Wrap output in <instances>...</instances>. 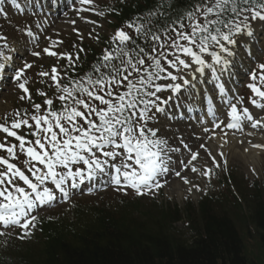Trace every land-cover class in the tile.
<instances>
[{
	"label": "snow or ice",
	"instance_id": "snow-or-ice-1",
	"mask_svg": "<svg viewBox=\"0 0 264 264\" xmlns=\"http://www.w3.org/2000/svg\"><path fill=\"white\" fill-rule=\"evenodd\" d=\"M94 2L64 0L63 6L75 13L66 23L81 44L78 20L93 25L88 36L97 43L99 33H93L102 27L82 13L119 14L114 8L98 11ZM4 5L0 0V15L6 17ZM47 8L45 18L50 19L61 0H49ZM32 23L35 28L26 26L14 43L0 35V85L13 83L18 99L28 105L0 122V152L5 153L0 155V237L30 239L42 223L39 210L70 201L85 185L89 194L99 185L124 195L155 197L173 174L191 185L189 193L193 188L205 191L175 171L174 155L190 154L179 161L181 168L210 181L221 163L227 165L222 149L230 142V131L232 137L246 127L264 133V116L250 110L264 112V0H184L183 6L155 0L111 35L82 74L84 47L74 43L72 52L56 51L64 41ZM41 37L48 46L35 50ZM23 52L57 59L50 72L36 73L47 78L38 82L54 88L51 97L36 90L43 104L30 91L27 73L34 61ZM60 60L66 63L59 65ZM190 121L199 124L193 138L205 140L195 151L179 127ZM216 140L222 161L207 144ZM248 143L264 149V144ZM200 150L212 167L194 165Z\"/></svg>",
	"mask_w": 264,
	"mask_h": 264
},
{
	"label": "trees",
	"instance_id": "trees-1",
	"mask_svg": "<svg viewBox=\"0 0 264 264\" xmlns=\"http://www.w3.org/2000/svg\"><path fill=\"white\" fill-rule=\"evenodd\" d=\"M154 3L129 0L118 5L114 17L124 24ZM253 183L248 195L254 206L239 221L219 207L226 203L211 196L202 199L198 214L191 202L186 203L185 220L193 223L189 238L176 233L175 225L183 220L177 205L134 210L135 204L121 200L113 207L105 204L93 206L92 212H78L71 222L45 223L41 256L18 248L0 258V264H264V180ZM133 200L136 205L142 201ZM247 237L256 240L254 257L247 249Z\"/></svg>",
	"mask_w": 264,
	"mask_h": 264
},
{
	"label": "rangeland",
	"instance_id": "rangeland-1",
	"mask_svg": "<svg viewBox=\"0 0 264 264\" xmlns=\"http://www.w3.org/2000/svg\"><path fill=\"white\" fill-rule=\"evenodd\" d=\"M118 2L119 0H97V3H103L102 6H105L108 2ZM27 3H25V6ZM99 7V6H98ZM11 14H7V17L10 16ZM92 13H87L85 15L91 20L97 21L102 27L96 28V31L93 33V36H95L96 32L101 34V36L105 38H110L111 35L114 34V31L111 29L110 23L108 20L103 19L102 17L98 16H91ZM74 17H69L67 20L73 19ZM67 20L62 21L59 23L56 28L54 29V33L59 32V36L57 37L55 35V39H68V35L74 36V33L72 28L73 26L70 25L69 23H66ZM76 27L81 31V33L84 36V39L82 42H84V46L87 49L88 47H96V43L94 42V39H90L88 36L89 30L93 28L92 24H87L83 23L81 21H77ZM45 42L44 40H41L40 45ZM73 42L79 43L76 39V37H73ZM72 46H67L64 43L60 45L59 48L55 49L56 51L59 52H64L67 51V49H71ZM37 50V49H35ZM29 62L34 61V67L29 71L28 70V75L31 77V83L34 84L32 89L30 90L33 97L36 99L39 97L37 95L36 90L40 89L43 91L44 88V83L38 82V80L43 79L47 81V78H39L37 77L36 73L39 71H51V67L54 65H57V59L53 57H48L47 55H42L41 58H35L32 57L31 59L28 60ZM65 60H60L59 65H61ZM39 66V68H37ZM42 66V67H41ZM46 84V83H45ZM243 93V91H242ZM20 95V92L18 90V93L16 91H10L9 93L6 91L3 95V97L0 100V115L5 114L9 112L11 109H15L18 106L20 107H27V102H21L18 97ZM15 100H14V99ZM181 131L184 132L185 136V142L189 144V146L192 148L193 151L198 149L200 143H204L203 140L201 139H195L192 136V133H198L197 130L191 128V125L189 124H182L180 126ZM264 134V133H262ZM174 144L178 145V141H172ZM244 147L248 146L247 143H242ZM231 146H235V149L230 148ZM210 147V146H209ZM214 147L215 149H212L213 155L216 156L217 161H222V158L217 154L221 149L219 148V145L215 144ZM223 152L225 153V157L227 159V165L225 166L223 163H221V168L217 171V173L222 172L223 170H227V173H233V181L232 184L234 185H226L223 182L217 183V180L215 181L214 178H212L210 181L208 180L207 177H204L200 175L199 173H193L190 170H184L181 168V165L179 161L181 159L187 161V159L190 158V154L184 153L183 155L176 154L174 155V159L176 160L178 164V171H181L182 176H185L188 178L189 181H191L193 184H198L201 189H204L205 191L211 187V190L214 195V197L218 198L217 201L226 203V204H220L219 207L223 208L227 212H230L231 215H234L235 210L239 211L240 217L244 219V216L249 214V211H251V207L254 206V200L251 199L248 194H251V191L249 188H251L253 182L251 181H258L259 183H262L263 181V174L262 170H264V150H259V154L257 156L249 157L248 154L245 153V150H243V146L240 144L234 143L229 144L224 146L222 149ZM194 165L203 170L204 166L207 165V167H212V160L208 157L206 152L204 150L199 151V157L197 161L194 162ZM228 168V169H227ZM254 170V171H253ZM253 176V179L247 180L248 176ZM255 177V178H254ZM236 180V181H235ZM172 181V182H171ZM171 184L169 186L165 185L164 188L160 189L164 191L162 194V197L160 198L161 201H165L166 203H172L175 202L178 204L180 207H184L187 199H191L193 203L196 205L200 200H202V195L204 194L205 191H197L195 188H193L192 192H188V188L191 186L189 184H184L183 180L178 177L176 179L172 178L169 180ZM240 182V183H239ZM251 182V183H250ZM240 185H239V184ZM220 185V186H219ZM244 188V190H243ZM123 197L121 194H113V193H106L103 196L100 197H93V198H81V200H75L71 202L69 205L65 206L67 209H63L64 212L66 213L67 216L71 217L70 214V207L75 206L77 204L80 205H85V206H93L96 205L95 203L98 202V204L104 205V204H112L115 202L117 198ZM238 198V200H237ZM241 201L240 204H238ZM73 203V204H72ZM131 203V202H129ZM128 203V204H129ZM242 206V207H238ZM62 210V211H63ZM196 214H198V209H196ZM68 211V212H67ZM61 212V211H60ZM56 213V212H55ZM187 214V211L185 212V215ZM193 225V223L188 222L187 220H184L183 223H180L177 225V233L178 236L180 235H185L187 232V228H190ZM247 249L249 252H251V256L254 257L256 254H258V248L256 246V240L253 238H248L247 237Z\"/></svg>",
	"mask_w": 264,
	"mask_h": 264
},
{
	"label": "bare ground",
	"instance_id": "bare-ground-1",
	"mask_svg": "<svg viewBox=\"0 0 264 264\" xmlns=\"http://www.w3.org/2000/svg\"><path fill=\"white\" fill-rule=\"evenodd\" d=\"M255 133H256V132H255ZM250 138H252L253 141H254L255 143L264 144V137H263L262 135H259V134L256 133L254 136H250ZM218 141H219V140H218ZM229 141H230L229 143H232V142H235V141H237V140L232 139V138H229ZM215 142H216V141H215ZM235 143L238 144L237 142H235ZM230 148L235 149V146H231V147H229V150H230ZM243 149H244V150H245V149L250 150V151H249V154H248L249 157H253L254 155L257 156V154H258V153H257V150L254 149V148H252L250 144L248 145L247 148L243 147Z\"/></svg>",
	"mask_w": 264,
	"mask_h": 264
}]
</instances>
